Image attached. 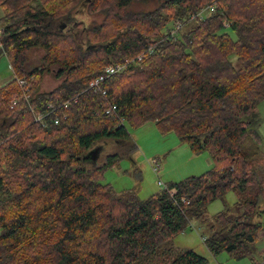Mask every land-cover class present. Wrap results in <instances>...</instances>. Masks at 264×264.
Here are the masks:
<instances>
[{
  "label": "trees",
  "instance_id": "1",
  "mask_svg": "<svg viewBox=\"0 0 264 264\" xmlns=\"http://www.w3.org/2000/svg\"><path fill=\"white\" fill-rule=\"evenodd\" d=\"M136 2L156 6L130 11ZM0 11V52L14 73L0 86V264H208L174 246L195 220L209 227L212 256L254 257L264 237V0H0ZM80 11L103 22H78ZM32 51L43 52L38 64ZM127 61L101 84L106 95L90 88ZM47 74L60 82L51 91ZM148 123L214 167L146 200L104 183L137 151L129 129ZM104 141L125 151L88 167L83 158ZM229 193L239 213L204 219Z\"/></svg>",
  "mask_w": 264,
  "mask_h": 264
},
{
  "label": "rangeland",
  "instance_id": "2",
  "mask_svg": "<svg viewBox=\"0 0 264 264\" xmlns=\"http://www.w3.org/2000/svg\"><path fill=\"white\" fill-rule=\"evenodd\" d=\"M155 6L153 2L147 4L136 2L129 10L134 12L148 11ZM208 12L207 14H209ZM2 16L3 13L0 11V18ZM75 17L78 22L85 23L87 26L100 25L104 18L101 14L90 15L84 11L77 12ZM194 23L184 27L181 34H186ZM42 55L43 52L41 51L29 53L33 64H38ZM12 79H14V73L10 61L7 56L0 52V86H4ZM59 83L52 75L47 74L43 80V89L51 91ZM258 111L259 133L262 138V151L264 153V101L259 105ZM129 132L137 145V151L131 157L124 158L118 166L110 169L103 181L113 185L118 191L133 190L142 200H146L166 190L170 183H178L189 177L200 176L214 167V163L207 153H194L188 145L180 142L175 133L163 134L154 123H148L137 129H129ZM100 147L102 152L96 165H102L109 155L125 151L114 141H104L100 143ZM156 163L159 166L158 173L155 172ZM87 166L92 167L94 165L87 161ZM159 182H162L163 186H160ZM236 203V196L229 193L223 199L208 206L204 219L211 221L216 215L227 209H230L235 216L239 213L235 208ZM208 233V225L201 221H192L185 232L174 238V246L176 248L194 249L208 259V264H264V237L256 245L254 257L235 260L227 254H221L218 257L212 256L203 241V236H207Z\"/></svg>",
  "mask_w": 264,
  "mask_h": 264
},
{
  "label": "built area",
  "instance_id": "3",
  "mask_svg": "<svg viewBox=\"0 0 264 264\" xmlns=\"http://www.w3.org/2000/svg\"><path fill=\"white\" fill-rule=\"evenodd\" d=\"M209 11V10H207ZM200 18H203L205 16V11L203 13H200L198 15ZM227 26V25H226ZM182 30V24L181 23H176L174 25V29L172 30L171 32V36L172 37H176L178 33H180V31ZM3 33H4V30L2 28H0V51L3 49V45H2V39H3ZM142 60V57H139L138 58V62H140ZM131 64L130 61H127L125 64H116V65H111V66H108L103 74L101 76H99L91 85H90V88H92L95 92H101L103 95H106V92L102 91L101 90V84L104 83L109 77H112L118 73H121L123 72L129 65ZM19 84L20 86L24 87L25 86V82L24 81H19ZM24 97H26L24 95ZM18 102V100L15 101V104ZM72 101H65V102H62L58 105H50L48 106V110L49 112L47 114H42V113H34V111H32L34 113V118H35V121L44 125L46 124V119L49 115L53 114L56 110L58 109H64V110H68L70 105H71ZM112 110H116V107L113 106L112 107ZM59 123V120L56 119L55 120V124H58ZM155 172L158 173L159 172V166L158 164L156 163V167H155ZM159 185L160 186H163V183L162 182H159ZM166 188V187H165ZM183 202H186L184 199H182ZM203 241H205V238H203Z\"/></svg>",
  "mask_w": 264,
  "mask_h": 264
},
{
  "label": "water",
  "instance_id": "4",
  "mask_svg": "<svg viewBox=\"0 0 264 264\" xmlns=\"http://www.w3.org/2000/svg\"><path fill=\"white\" fill-rule=\"evenodd\" d=\"M102 152V148L101 147H98V148H95L94 150H92L91 152H89L84 158L83 160L85 162L87 161H90L93 163V165L95 166L97 164V161L100 157V154Z\"/></svg>",
  "mask_w": 264,
  "mask_h": 264
}]
</instances>
